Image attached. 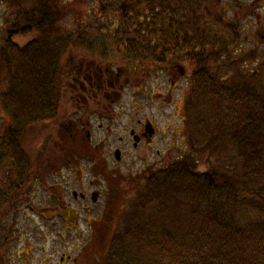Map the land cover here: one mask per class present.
Here are the masks:
<instances>
[{"label": "trees", "instance_id": "obj_1", "mask_svg": "<svg viewBox=\"0 0 264 264\" xmlns=\"http://www.w3.org/2000/svg\"><path fill=\"white\" fill-rule=\"evenodd\" d=\"M39 1L45 7L19 30L32 40L1 49L0 117L11 123L0 124V170L10 162L5 173L16 179L4 199L0 179V212L17 208L33 168L83 170L98 159L78 142L35 162L22 153L33 125L62 123L69 50L100 66L118 61L106 68L119 69L121 83L156 74L187 83L184 153L122 178L116 190L128 204L87 216L73 264H264V0Z\"/></svg>", "mask_w": 264, "mask_h": 264}, {"label": "rangeland", "instance_id": "obj_2", "mask_svg": "<svg viewBox=\"0 0 264 264\" xmlns=\"http://www.w3.org/2000/svg\"><path fill=\"white\" fill-rule=\"evenodd\" d=\"M65 1L66 4H71L69 2L74 0ZM231 1L232 3L236 2L237 5H245L253 0ZM80 2L82 4L84 1ZM76 3H79V0H76ZM75 6L78 7V4ZM66 23L69 29L73 28L74 24L70 18L66 19ZM91 60L87 54L77 55L68 61L67 70L75 74L80 65L86 69H96L97 66H100ZM109 63L119 64L118 61L115 63L109 61L103 64ZM104 65L101 68L104 69ZM72 81L71 74L61 81L63 89L61 90V113L58 117L61 119L58 122L63 120V125L70 122L76 125L77 131L85 130L89 133V142H91V144L88 143L86 134L83 136V141L81 139L71 141L74 146L78 142L84 151H88L86 150L87 145L92 149H105V158L107 157L112 170L121 173L128 171L132 175L139 174L145 166L158 167L162 165L165 157L173 159L184 153L185 140L182 134L181 119L182 100L187 90V83L184 80L170 82L165 75L157 74L146 80L141 79L138 86H134L132 89L124 88L120 92V97H116L115 92L108 94L109 100L115 102L112 104L113 112L110 116L90 117L89 115L87 119L84 117L85 114H77V106L82 100L77 98L80 101L77 104L73 101L72 96H79V94L72 88ZM135 90L138 92V96L135 95ZM112 91L117 90L114 88ZM144 119L150 121L155 131L149 138L142 141L140 139L139 145L134 148L133 145L137 143L134 142L132 145V137L129 136V133L131 130L137 132L136 122L138 120L143 122ZM1 122L3 129L6 126L4 115L2 118L0 117V124ZM51 123L45 126L40 125L41 127L38 124L33 125V132L27 136L22 153L34 162L46 150L55 155V150H57L55 148L58 146L61 149L68 148L67 141L58 142L57 128ZM96 145H100V147L96 148ZM115 150L121 152L119 163L113 156ZM94 151L97 153V150ZM37 164L39 165V163ZM86 164L84 161L76 160L74 166L79 168ZM11 167L10 162L2 159V173L0 170L2 197L10 189L8 183L16 179L14 174L10 178L8 173H5ZM33 169V176L37 171V179L26 184L27 190L21 197L22 201L19 202L17 208H12L9 204L3 207L0 212V239L3 241L0 260H2V264H73V259L76 258L80 247L88 239L87 214L95 213L102 207L106 208L110 193L97 198L95 203L91 202L90 197L87 200H82L78 196L82 193L81 188L87 192L92 189L101 192L105 184L99 186L98 181H95L99 178L86 170L83 173L85 180L80 184L76 182L75 174H71L68 167L51 174L38 167ZM102 181L105 180L102 179ZM73 192L78 194L76 199L72 197ZM123 195L125 198L114 200L113 205L124 204L127 201V196L125 193ZM8 197H6V201ZM128 202L129 199L126 204ZM71 212L78 213L75 223L70 218V216H75Z\"/></svg>", "mask_w": 264, "mask_h": 264}, {"label": "flooded vegetation", "instance_id": "obj_3", "mask_svg": "<svg viewBox=\"0 0 264 264\" xmlns=\"http://www.w3.org/2000/svg\"><path fill=\"white\" fill-rule=\"evenodd\" d=\"M51 0H47L46 6H50ZM43 3V4H42ZM43 6V7H40ZM45 7L44 2L39 0H0V59L2 57L1 49L4 45L10 44L11 46H17V47H23L24 45L28 44L32 38L30 36H24L23 38L20 37L22 35H19V30H21V25L25 19L34 21L37 17V13L40 11V9H43ZM36 16V17H35ZM35 17V18H34ZM74 56L70 55L69 50L66 51L64 55V61H63V68H67L66 64L68 61L72 60ZM0 68L2 69V76H4L5 69L3 67V64L0 61ZM70 72V70H68ZM181 74V73H178ZM123 77L122 75L116 73L114 74L112 71H109L108 69H103L101 67H98L96 69H86L82 65L79 66L78 70L76 71L72 88L75 89V91L79 92L80 98L83 100V105L88 106L90 102L95 104V116L98 117H106L110 116L113 112L112 110V104L115 103L113 100H109L108 94L111 92H115V96L120 97V92L124 89V86L133 88V84L129 83V81L125 80L123 84L120 82V78ZM121 84V85H120ZM120 90L119 91H112V89ZM79 110L77 111V114H80L85 112L82 107H78ZM86 118V115H84ZM51 123V122H49ZM48 123L42 124V126H45ZM52 124V123H51ZM138 126L137 132L131 130L129 133V136L132 137L134 141L137 142V144L133 145L134 148H136L139 145V140L142 141L145 138H149V136L154 133L153 125L149 124V121L147 119H144L142 121L136 122ZM151 127V134L147 133L146 126ZM41 127V126H40ZM72 128H74V125H72L70 122H67L64 125H60L58 129L59 137L62 139H79L87 134L88 141L89 133L85 132V130L82 131V135L80 133H75L74 138H70ZM70 136V137H69ZM69 137V138H68ZM136 139V140H135ZM105 149L99 150V155H101V160L98 164L88 167H84V170H71V174L74 173L76 176V182L80 183L81 181H84L83 173L86 170L87 172H90L92 174V170L94 173L105 180L106 186L103 188L102 192L97 191L96 189H92L91 191L87 192L84 191L82 188V193L79 195L76 194V192H73V198L76 199L77 195L82 199H88L89 197L92 199L93 194L95 193L98 198H101L102 195H107L108 190H111V192H114L112 190L116 189L117 180L114 177V174L116 171L112 170L109 167V164L107 162V157L105 158V154L103 153ZM48 153V152H46ZM51 159V158H50ZM48 160V158L46 159ZM82 166H79V168ZM43 169V168H41ZM50 169H53V166L50 167ZM44 170V169H43ZM56 169L53 171H46L48 174L55 173ZM69 170V168H68ZM73 171V172H72ZM37 174V171L35 172ZM54 175V174H53ZM98 181V185L102 186L103 181L102 180H95ZM81 184V183H80ZM91 186H93L90 183ZM75 216H70V218L73 219V221L76 220L77 212H71ZM89 225V224H88ZM88 230V229H87Z\"/></svg>", "mask_w": 264, "mask_h": 264}, {"label": "water", "instance_id": "obj_4", "mask_svg": "<svg viewBox=\"0 0 264 264\" xmlns=\"http://www.w3.org/2000/svg\"><path fill=\"white\" fill-rule=\"evenodd\" d=\"M115 157H116V159H118V152L115 153Z\"/></svg>", "mask_w": 264, "mask_h": 264}]
</instances>
